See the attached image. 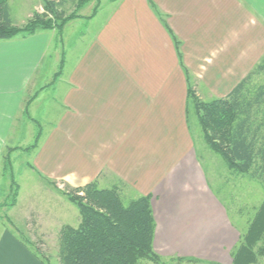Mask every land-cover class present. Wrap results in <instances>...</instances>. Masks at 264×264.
Here are the masks:
<instances>
[{
	"label": "crops",
	"instance_id": "obj_1",
	"mask_svg": "<svg viewBox=\"0 0 264 264\" xmlns=\"http://www.w3.org/2000/svg\"><path fill=\"white\" fill-rule=\"evenodd\" d=\"M107 3L67 52L50 49L56 28L0 40V167L10 147L22 150L12 139L40 133L34 165L50 187L58 178H121L151 195L158 253L229 262L237 234L197 160L183 65L197 91L228 94L264 55V0ZM54 214L40 215L42 227ZM213 215L225 218L224 232L218 220L205 227ZM1 235L0 264H45L11 227Z\"/></svg>",
	"mask_w": 264,
	"mask_h": 264
},
{
	"label": "trees",
	"instance_id": "obj_2",
	"mask_svg": "<svg viewBox=\"0 0 264 264\" xmlns=\"http://www.w3.org/2000/svg\"><path fill=\"white\" fill-rule=\"evenodd\" d=\"M9 0H0V40L18 34H34L39 30H63L74 18L77 10L90 0H78L77 9L66 13L61 0H45L44 11H35L22 25L11 18ZM96 5L92 17L98 10ZM178 55L182 63L181 42L174 35ZM60 69L56 72L59 76ZM183 65V63H182ZM189 79L187 119L194 108L207 143L220 153L229 168L236 174H252L264 179V81L252 83L254 77L264 73V55L255 67L225 96L203 100L190 83L191 73L183 65ZM34 143L25 149H34ZM10 147L5 154L3 170L11 178L8 198L0 206L17 204L20 185L12 174ZM50 183L56 187L53 181ZM67 198L79 209L81 221L78 226L65 224L60 233V264H139L148 259L157 263L163 257L155 250V216L150 194H141L128 205L123 203L120 187H100L98 180L84 185L69 186ZM264 201L259 205L245 233L231 251L233 264H253L264 256ZM38 252V251H37ZM179 261H198L194 257H173Z\"/></svg>",
	"mask_w": 264,
	"mask_h": 264
},
{
	"label": "rangeland",
	"instance_id": "obj_3",
	"mask_svg": "<svg viewBox=\"0 0 264 264\" xmlns=\"http://www.w3.org/2000/svg\"><path fill=\"white\" fill-rule=\"evenodd\" d=\"M44 1L45 0H9V6L16 24L22 26L32 17L35 11L43 12ZM61 1H63L61 8L66 13H70L77 9L78 0ZM98 4L99 7L101 5L105 6L103 7V12H106L107 0H90L77 10L80 15L79 20L73 21L72 19V21L65 26L63 32H57V40L55 41L54 39L53 41L52 39L50 49H53L54 45L58 44L61 48V52L63 50L67 52L76 37L81 34L82 31H86L89 28L87 17L93 14ZM35 5H37L36 8ZM28 14H31L30 17H28ZM101 15L102 14H99L98 17H101ZM97 20H100V18ZM62 38H64V43H62ZM259 61L260 59L257 63ZM263 81L264 73H261L254 77L252 83L260 84ZM199 89L200 91H196L201 99L211 100L215 97H212V94L206 92L203 86ZM59 107L63 109L61 105ZM188 124L194 142L197 160L204 172L206 185L226 209L227 217L237 234L235 243H238V236L240 238V235L246 232L250 220L255 215L259 205L264 201V179L252 174L233 173L224 157L207 143L196 112L192 107L188 118ZM19 140L20 139H12L9 142L12 146L17 144L23 146L22 150L11 153V165H9V167H11L12 174L20 185V196H18V201L15 206H0V237L2 236L1 230L4 226L11 227L13 234L45 264H60L59 248L61 228L65 224L78 226L81 221V214L78 207L71 202L62 191H65L69 186L74 187L84 185L85 183L80 184L82 180L77 179L67 181L58 178L51 180L56 184L58 189L52 184L53 188L50 187L44 179V175L39 173L40 171L34 165L35 156L39 147L36 146L34 148L35 150L24 148L34 143L35 139L23 138L21 143H19ZM67 166H69V163L63 160L58 168H60V170H67ZM105 175L106 173H103V175L99 177V180L97 179L99 186L111 187L117 184L120 187L121 197L125 205H128L133 199L141 195L136 188H133L121 178H111L110 181L105 182ZM10 183L11 178L9 173L5 174L3 167H0V202L8 198ZM52 211L55 213V218H48L47 221L53 223V225L48 224L46 227L47 229H45L42 227L41 223H39L41 222L39 220L41 219L40 215ZM207 219L208 220L204 223L207 229L213 226L215 228L217 220L222 232L229 227L225 218L222 216L217 219L216 216L213 215ZM214 228L213 230H215ZM40 229H45L47 232L41 234V232H39L41 231ZM260 243H264V240ZM231 246L228 248L231 249ZM229 249H226L227 255L230 256L229 262L223 264H233ZM160 255L163 257V262L157 263L148 259H143L139 264H221L204 259H198V261H179L177 258H173L178 254H174L175 256ZM253 264H264V256L260 257L259 260Z\"/></svg>",
	"mask_w": 264,
	"mask_h": 264
}]
</instances>
